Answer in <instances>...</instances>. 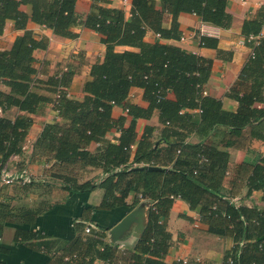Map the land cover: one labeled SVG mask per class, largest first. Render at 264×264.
I'll return each instance as SVG.
<instances>
[{
  "label": "trees",
  "instance_id": "16d2710c",
  "mask_svg": "<svg viewBox=\"0 0 264 264\" xmlns=\"http://www.w3.org/2000/svg\"><path fill=\"white\" fill-rule=\"evenodd\" d=\"M226 1L159 0L157 4L154 0H131L129 19L121 9L100 5H94V11L81 19L75 12L76 0H0V34L7 21L23 30L9 49L0 50V85L9 88L8 93L0 90V108L2 112L12 107L23 112L13 119L0 115V169L10 156L22 152L33 123L30 114L49 101L32 89L35 86L33 51L44 42L37 41L26 24L31 21L44 25L55 35L67 38L76 36L71 28L81 25L101 35L104 58L91 66V80L83 86L85 97L81 102L67 97L71 71L64 70L46 81L45 85L59 92L55 109L69 123L65 127L46 124L37 141L38 147L62 164L82 161L100 166L107 176L99 184L89 181L70 184L64 180V187L73 193L103 188L102 209L126 206L133 193L152 203L146 229L135 250L120 258L117 247L104 241V233L91 230L84 238L78 235L59 240L22 228L34 225L43 209H15L10 201L1 199L0 232L5 224L17 226L14 241L49 256L47 264H94L96 259L108 264L122 261L121 264H164L161 258L166 253L169 235L160 218L167 216L173 198L178 197L191 209L201 206L200 220L207 225V232L233 239L232 250L225 253L220 264H264V209L236 205L231 201L233 197L221 192V182L228 169V152L211 143L186 142L190 133L205 138L219 125L234 132L250 126L249 136L264 140V107H259L264 105V37L254 42L242 68L240 81L244 84L228 94L238 103L234 112L224 110L219 99L203 94L211 60L174 45L149 43L144 39L150 30L160 39L179 40L177 17L181 13L194 14L203 22L229 28L231 16L226 12ZM168 14L172 17L171 24L164 28L162 24ZM263 20L264 9H261L255 20L244 22L243 35L259 36ZM217 43L214 37L199 38L202 47L217 49ZM117 46L129 49L116 51ZM217 52L222 53L219 49ZM135 87L142 89L146 107L127 101ZM115 105L122 106L130 116L127 127L124 116L112 118ZM195 109L200 115L198 125L192 122V114L188 112ZM155 111L162 126L160 137H154L155 127L145 126L137 140V120L149 119ZM112 128L120 133L117 144L104 137ZM91 143L98 144L94 155L88 148ZM132 145L135 150L129 161ZM243 167L249 171L246 197L254 190H261L264 201V157L254 165ZM138 202L132 200V206ZM6 254L8 249L0 247V256Z\"/></svg>",
  "mask_w": 264,
  "mask_h": 264
},
{
  "label": "crops",
  "instance_id": "0c3cea01",
  "mask_svg": "<svg viewBox=\"0 0 264 264\" xmlns=\"http://www.w3.org/2000/svg\"><path fill=\"white\" fill-rule=\"evenodd\" d=\"M154 1L159 3V0ZM257 1L227 0L226 12L231 16L229 28L223 29L203 22L199 16L194 14L181 13L177 17L181 31L179 40L160 39L150 30L146 32L144 39L149 43L159 41L174 45L188 53L211 60L210 76L204 84L203 94L219 99L224 110L234 112L237 110L238 103L228 94L231 89L241 88L244 84L240 81L242 68L252 53L254 42L260 36L264 37V20L259 36L246 37L242 33L244 22L255 20L259 11L264 9L258 5ZM94 5L121 9L125 18H130L131 0H76L75 12L83 19L94 11ZM171 19V15L165 16L162 24L164 28L170 27ZM26 29L32 32L37 41L44 42L43 46L33 51L32 67L35 69V73L32 75V79L35 81V86L32 89L45 96L49 101L41 103L37 111L30 114L33 123L23 142L22 152L10 156L2 167L11 174L24 168L27 169L32 174V184L22 187L17 183H5L0 180V199L10 201L15 209H43L37 216L34 225H23L22 228L55 239L69 240L78 235L84 238L86 236L84 228L91 225L93 232L104 233V241L117 247L119 258L128 256L135 250L141 237L129 236L124 241L112 243L108 232L141 201L149 200H140L138 195L133 193L131 198L126 200V206H117L109 210L100 208L105 195L103 188L97 187L92 192L73 193L64 187V180H68L70 184H82L87 181L99 184L106 178L107 173L96 164H84L82 161L73 164L56 162L48 155V152L39 149L37 142L46 124L58 123L59 126L65 127L69 123L59 117L58 110L55 109L56 104H53L56 101L57 91H54L49 85H45L46 81L52 77L56 78L64 70L71 71L72 77L66 88L67 97L81 102L85 97L83 86L91 80V66L101 62L104 58L105 45L101 42V35L81 25L71 28V32L76 36L70 38L57 36L46 26L31 21L26 24ZM22 33L23 30L16 29L12 21L5 22L3 32L0 34V50L9 49L16 36ZM200 36L216 38L217 49L200 46ZM115 49L123 51L129 48L117 46ZM218 49L222 51L221 54H218ZM0 90L5 93L9 92V88L5 85H0ZM142 94L141 88H132L127 101L146 107L147 102L143 100ZM170 97L173 98L172 95ZM259 107H264V105L260 104ZM188 112L192 114V122L198 125L200 123L198 110ZM19 114H23V112L14 107L0 113L9 119H13ZM111 116L113 119L124 116V127L130 123V116L120 105L112 107ZM145 126L155 127L154 137H160L162 126L159 124L156 111L149 119L137 120V140L142 136ZM250 130L249 126L234 132L219 125L215 126L205 138L199 137L194 132L190 133L186 137V142L192 145L211 143L218 149L227 151L229 163L226 176L221 182V192L224 196L238 198L239 203L247 206L255 205L264 209L261 190H254L250 196L246 197V178L249 171L243 166L254 165L264 157V140L250 137ZM119 135V131L112 128L104 137L111 143L117 144ZM161 145H165V143ZM97 147L98 144L91 143L88 148L94 155ZM134 150L135 145H132L129 161L132 160ZM43 182L51 184L45 189V194L41 195L43 197L32 199L34 202H29L28 199L32 201L30 198L33 197L34 192V189L30 187ZM50 193H52V199L48 198ZM132 200L139 202L136 206H132ZM151 205L152 203L149 201V210ZM200 210V205L191 209L181 198H173L167 216L163 219L160 218L164 230L169 235L166 253L161 258L164 264H181V260H185V264H220L225 253L232 250L234 242L230 236L207 232V225L200 220ZM16 229L17 226L13 224H5L0 232V247L8 249V254L0 256L2 264H47L49 256L14 241ZM122 262H118V264ZM94 264L108 263L96 259Z\"/></svg>",
  "mask_w": 264,
  "mask_h": 264
},
{
  "label": "water",
  "instance_id": "95a60500",
  "mask_svg": "<svg viewBox=\"0 0 264 264\" xmlns=\"http://www.w3.org/2000/svg\"><path fill=\"white\" fill-rule=\"evenodd\" d=\"M149 216V201H141L129 214L108 232L112 243L124 241L132 236L139 238L144 233Z\"/></svg>",
  "mask_w": 264,
  "mask_h": 264
},
{
  "label": "built area",
  "instance_id": "2783aa9c",
  "mask_svg": "<svg viewBox=\"0 0 264 264\" xmlns=\"http://www.w3.org/2000/svg\"><path fill=\"white\" fill-rule=\"evenodd\" d=\"M258 5L260 7H264V0H258L257 1ZM59 97V92H57V95L55 97V100H57ZM54 105L56 104V101H54L53 103ZM2 112L1 108H0V113ZM0 180L5 182V183H17L21 186H26L32 183L33 179H32V174H30V172L27 169H22L19 172H16L15 174H11L9 173L6 169L1 168L0 169ZM138 198L140 200H142V196L139 194ZM231 201L236 204L239 205V199L238 198H231ZM92 226L91 225H87L84 228V233L85 234H89L91 232ZM186 261L185 260H181V264H185Z\"/></svg>",
  "mask_w": 264,
  "mask_h": 264
},
{
  "label": "rangeland",
  "instance_id": "374dc122",
  "mask_svg": "<svg viewBox=\"0 0 264 264\" xmlns=\"http://www.w3.org/2000/svg\"><path fill=\"white\" fill-rule=\"evenodd\" d=\"M34 183H35V180H34L33 184ZM50 185L51 184H47V183L43 182V183H40V184H36L33 187H30V188L34 189L33 197H31L30 199L32 200V199H40V198H42L43 196H41V195L42 194H45V192H46L45 189H47ZM59 187H62V186H59ZM51 197H52V193H50L48 195V198L49 199H52L53 198V197L52 198ZM28 201L29 202H34L33 200L30 201L29 199H28Z\"/></svg>",
  "mask_w": 264,
  "mask_h": 264
}]
</instances>
